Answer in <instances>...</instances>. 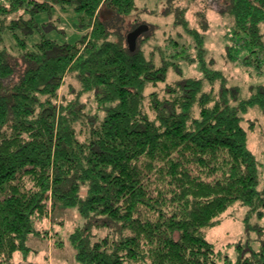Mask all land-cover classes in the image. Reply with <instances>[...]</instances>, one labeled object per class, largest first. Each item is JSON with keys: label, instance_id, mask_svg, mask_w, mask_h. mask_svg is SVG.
Returning <instances> with one entry per match:
<instances>
[{"label": "trees", "instance_id": "obj_1", "mask_svg": "<svg viewBox=\"0 0 264 264\" xmlns=\"http://www.w3.org/2000/svg\"><path fill=\"white\" fill-rule=\"evenodd\" d=\"M205 2L233 20L230 55L242 46L245 64L260 70L264 0ZM56 6L75 9L80 40L43 36L31 48L36 15ZM136 7L137 0H0V264H14L18 252L29 257L32 239H51L53 226L39 224L59 205L84 221L70 236L80 264H220L207 232L238 203L264 210L261 166L244 125L254 108L264 113V84L244 97L206 60L205 35L180 6L167 16L190 43L171 38L169 55L160 47L148 56L138 44L132 51L122 30ZM7 31L17 40L11 50ZM184 61L200 75H188ZM68 79L76 85L62 93ZM260 246L246 252L239 244L237 261L225 264H264Z\"/></svg>", "mask_w": 264, "mask_h": 264}, {"label": "rangeland", "instance_id": "obj_2", "mask_svg": "<svg viewBox=\"0 0 264 264\" xmlns=\"http://www.w3.org/2000/svg\"><path fill=\"white\" fill-rule=\"evenodd\" d=\"M184 8L187 10L186 19L190 21L191 28H198L205 35L206 60L213 62L215 69L223 70L228 77L229 83L239 85L243 88V96H249L251 87L257 83L264 84V65L259 70L255 65L245 64V58L248 56L247 51L242 50V46H237L233 50L234 55L238 58L237 62L231 56L228 48L236 44L230 39V29L233 27V20L228 16L224 17L217 10L209 8L205 0H177L175 4L168 5L167 0H137L136 12L133 16L127 17L124 21L122 35L127 37L140 26L150 27L147 34L142 37L144 41H138L137 44L149 56L153 52L159 54V50L167 51L172 54L174 51L171 42L179 40L180 44L190 43L191 37L185 32L183 27H179L175 21V15L167 16L169 7ZM101 16L105 20L112 18L113 13L107 7L101 11ZM39 30L29 38L30 47L39 43L42 37L59 40L60 42L75 43L80 40L81 31L78 30V14L73 7L63 9L56 6L51 12L37 14ZM207 24L205 31L202 25ZM6 45L11 50L17 44L15 35L7 31L5 33ZM136 44V46H137ZM137 46V47H138ZM160 48V49H159ZM195 55V53H193ZM264 62V60H263ZM188 75H200L198 66L189 65L184 61L181 63ZM175 74H172V78ZM70 82L75 83L73 79H68L62 89V93L67 91ZM245 127L250 132V148L260 163V185H264V113L254 108L245 116ZM260 210L251 211L250 207H244L240 203L225 212L221 224L207 232L210 242L215 243L218 251H221L220 264H225L230 259L235 263L238 259V245L246 246V252L249 251L247 246L254 249H260L264 242V217H261ZM77 209L66 208L62 205L56 207L51 219L46 218L39 224V228H50L53 226L51 239H41L37 237L32 239L30 244L33 247L29 257L23 253L15 254L14 264H80L76 257V251L70 242V236L78 225L83 224ZM54 224V225H53ZM57 232V235L56 233Z\"/></svg>", "mask_w": 264, "mask_h": 264}, {"label": "water", "instance_id": "obj_3", "mask_svg": "<svg viewBox=\"0 0 264 264\" xmlns=\"http://www.w3.org/2000/svg\"><path fill=\"white\" fill-rule=\"evenodd\" d=\"M147 26L143 25L137 28V30L131 32L130 34H128V44L131 47L132 51H136L137 49V39L143 35V33L148 31Z\"/></svg>", "mask_w": 264, "mask_h": 264}]
</instances>
